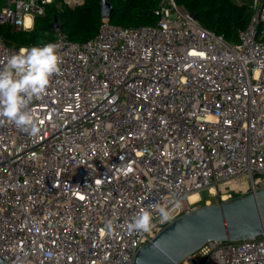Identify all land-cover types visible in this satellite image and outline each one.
I'll return each mask as SVG.
<instances>
[{"label": "built area", "instance_id": "1", "mask_svg": "<svg viewBox=\"0 0 264 264\" xmlns=\"http://www.w3.org/2000/svg\"><path fill=\"white\" fill-rule=\"evenodd\" d=\"M52 1L5 0L0 23L31 29ZM252 9L236 44L175 0L160 1L153 26L103 16L87 42L58 30L47 43L62 45L61 72L30 105L40 134L0 118V264H134L169 222L199 208L202 191L222 202L264 187V0ZM31 47L0 36V67ZM155 204L173 218L129 234L133 215ZM180 264H264V234L210 240Z\"/></svg>", "mask_w": 264, "mask_h": 264}, {"label": "trees", "instance_id": "2", "mask_svg": "<svg viewBox=\"0 0 264 264\" xmlns=\"http://www.w3.org/2000/svg\"><path fill=\"white\" fill-rule=\"evenodd\" d=\"M113 10L109 21L121 27L156 25V13L161 0H108ZM189 12L195 13L201 24L223 35L236 44L239 33L245 29L252 18L253 0H175ZM2 4L0 5V9ZM58 20L60 31L70 40L87 42L95 38L103 22L102 0H85L78 6H69L64 0H53L46 6L44 15L35 18L31 29L16 30L11 24L0 23V36L8 45L35 46L58 37L53 26Z\"/></svg>", "mask_w": 264, "mask_h": 264}, {"label": "water", "instance_id": "3", "mask_svg": "<svg viewBox=\"0 0 264 264\" xmlns=\"http://www.w3.org/2000/svg\"><path fill=\"white\" fill-rule=\"evenodd\" d=\"M112 10V4L102 0L103 16H109ZM53 26L60 30L58 20ZM261 234H264V187L180 215L138 250L134 264H180L210 240L236 241ZM157 245L162 252L155 250Z\"/></svg>", "mask_w": 264, "mask_h": 264}, {"label": "clouds", "instance_id": "4", "mask_svg": "<svg viewBox=\"0 0 264 264\" xmlns=\"http://www.w3.org/2000/svg\"><path fill=\"white\" fill-rule=\"evenodd\" d=\"M32 2L34 4V0ZM40 12L43 14V9ZM61 47L60 43H46L21 48L0 67V118L32 137L38 136L41 129L30 105L47 94L54 75L61 72ZM182 204L180 198L173 201L175 209L181 208ZM151 209L141 208L133 215L127 224L129 234H151L153 230H158V224L167 223L173 218L167 205L155 204ZM116 228L113 221H107L104 226L106 235H113ZM154 248L162 252L158 245Z\"/></svg>", "mask_w": 264, "mask_h": 264}, {"label": "rangeland", "instance_id": "5", "mask_svg": "<svg viewBox=\"0 0 264 264\" xmlns=\"http://www.w3.org/2000/svg\"><path fill=\"white\" fill-rule=\"evenodd\" d=\"M4 3H5V0H0V5L2 4V6H3ZM201 197H202V200H201L199 203L196 204V205L199 206V207L205 205V199H207V198H208V199H211V202H212V203H216V202L219 201V198H218V197H213V196L209 193L208 190H204V191H202V192H201Z\"/></svg>", "mask_w": 264, "mask_h": 264}, {"label": "bare ground", "instance_id": "6", "mask_svg": "<svg viewBox=\"0 0 264 264\" xmlns=\"http://www.w3.org/2000/svg\"><path fill=\"white\" fill-rule=\"evenodd\" d=\"M27 23H28V24L31 23L30 18H27ZM198 198H199V194H198V193H192L191 196H190V199H191L192 201H195V200L198 199Z\"/></svg>", "mask_w": 264, "mask_h": 264}]
</instances>
